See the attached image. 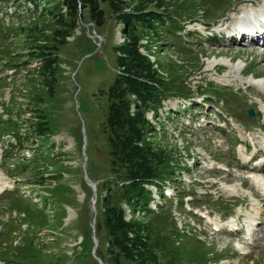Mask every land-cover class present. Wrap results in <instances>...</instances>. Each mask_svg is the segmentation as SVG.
<instances>
[{"label": "rangeland", "instance_id": "374dc122", "mask_svg": "<svg viewBox=\"0 0 264 264\" xmlns=\"http://www.w3.org/2000/svg\"><path fill=\"white\" fill-rule=\"evenodd\" d=\"M119 1L126 13L155 10L173 14L176 34L163 36V25L155 24L156 30L141 38L140 50L149 53L150 61L158 57L165 68L172 61L181 64L183 73H172L168 86L189 94V98L170 94L156 118L152 110L146 112L155 129L150 135L152 146L172 149L181 166L175 181L161 189L165 202L158 191L153 194L150 208L162 206L160 216L151 217L153 224L161 234L171 231L174 221L180 229L183 225L191 228L200 241L192 235L186 241L199 252L212 253L209 264H264V190L254 179L264 178V87L257 84L258 78H264V33L257 35L246 27L239 32L241 40L239 34H230L241 14L263 12L264 0ZM56 2L63 0H0V116L17 121L20 137L27 134V139H20L22 145L9 128L0 138V188L4 185L0 189V264H19L13 259L26 241H32L36 251L41 249L38 256L24 252L26 261L32 258L30 264H56L58 259L59 264H88L86 255H80L84 253L82 235L86 229L94 231L93 217L98 211L84 173L87 175L88 155L98 171L107 168L108 148L101 128L106 99L99 90L109 87L111 70L115 74L118 69L113 48L123 41L122 23L106 10V4L101 5L106 12L101 27L93 28L88 19L84 33L75 29L65 36L64 47L52 51L50 58L59 63L60 75L52 78L51 73L37 72L29 79L31 71L41 68L48 58L31 57L35 43L31 38L25 40L24 31L43 30L47 38L42 42L62 39L64 29L55 25L46 9ZM67 10L63 7L62 12ZM12 26L20 30L18 36ZM85 37L96 42L97 48H90ZM106 59L113 62L111 68ZM161 75L167 77L166 72ZM31 85L36 89L30 90ZM44 91L48 100L41 101L37 95L42 97ZM38 107L46 110L55 127L48 138L33 130ZM247 108L254 109V118L246 116ZM196 121L200 125L193 124ZM78 128L82 144L73 136ZM245 145L249 147L246 153ZM105 175L99 172L87 177L96 187ZM184 189L191 196L183 197L181 208H176L177 195ZM121 207L129 219L131 212L124 204ZM38 210L50 217L42 222ZM51 215L61 220L54 223ZM249 215L255 235L246 242ZM140 216L134 213V217ZM214 222L233 226L242 236L221 233L220 226L221 230H214ZM97 246L98 241L94 250ZM99 260L94 258L91 264H102Z\"/></svg>", "mask_w": 264, "mask_h": 264}, {"label": "trees", "instance_id": "16d2710c", "mask_svg": "<svg viewBox=\"0 0 264 264\" xmlns=\"http://www.w3.org/2000/svg\"><path fill=\"white\" fill-rule=\"evenodd\" d=\"M32 1L36 2V0ZM163 1L159 0V4H164ZM120 3L119 0H63L61 3L56 2L52 7L47 6L46 9L49 8V14L55 18V25L64 29L65 33L61 32L62 39L53 38L42 42L47 38L43 30L34 28V31L32 29L26 33L24 31L27 36L25 40L29 41L31 38L35 43L31 57L48 58V60H44L41 68L35 72L31 71L32 74L29 79L35 77L34 74L37 72L51 73L53 74L51 75L52 78L54 75H60L59 63L50 58L52 51L57 50L58 46L64 47L67 44L66 35H72L77 28L80 31L85 29L84 24L87 23L88 19L93 21V28L101 27L106 13L101 5L106 4L108 7L106 10H109L111 14H116V18L122 23L120 30L123 38V41L113 48L118 69L115 74L114 70H111L112 76L109 87L99 90V94L106 99V116L101 128L106 135L108 148L107 168L104 171H98L94 167L93 161H90L89 155V163L87 162L86 166V172L90 178L93 173H106L102 181L96 185L97 200L95 207L98 212L95 216L94 236L97 238L98 246L94 253L102 264H209L211 260L209 255L211 254L212 257V253L208 251L199 252L195 245L186 241V236L190 237L191 235L195 240L200 241L197 236L198 233H193L191 228H185L184 225L180 229L174 221L173 229L161 234L156 229L157 226L153 224L151 217L156 220L160 216L162 206H158L157 210H152L149 207V203L153 200L150 186H154L159 195H162V187L170 181H175V176L181 171V166L179 162H176L177 158L174 159L172 149L152 146L150 135L155 132V129L146 117V112L152 110V116L154 115L156 118L157 110L162 107V102L170 94L182 98H187L189 94L183 90L171 89L168 86L172 73L181 76L183 73L182 65L172 61L170 66L165 68L163 62L157 61L158 57L155 61H150L149 53H143L140 50V41L143 36H148L152 30H156L155 24L163 25L161 33L163 36L176 34L173 27L175 24V21L172 20L173 14L166 15L155 10L126 13L121 10ZM63 7L68 9L65 14L62 12ZM138 8L141 6L139 5ZM3 28L4 31L9 30L8 27ZM12 28L14 35L18 36L20 30H16L14 26ZM85 39L89 40L87 37ZM89 41L90 48L96 49L97 43ZM1 53L3 51L0 49V56ZM105 62L107 68L113 66L111 59H106ZM162 71L167 73V77L164 78L161 75ZM28 72L27 70L26 73ZM47 88L51 89L50 87ZM31 89L36 88L31 85ZM45 93L46 91L42 97L36 95L41 101H46L48 99ZM205 94L210 96L209 93ZM37 109H39L37 111L38 120L34 123L33 130L37 134H43L44 138H48L55 132V127L51 124L52 120L47 115L46 110L39 107ZM0 121V138L9 128L16 136L17 144L22 145L23 141L21 142L20 139H27V134L25 137H20L17 121L9 118L3 120L1 116ZM31 131V129L28 131L29 134ZM73 136L82 144L81 128H78V132ZM40 147L45 152L49 150L45 146ZM44 154L47 156V153ZM52 160L53 158L50 156V161L52 162ZM65 188L69 189L68 187ZM88 190L91 197L92 190L89 188ZM102 190H104V196L101 195ZM187 192L189 191L184 189L181 194H178L176 208H181L182 198ZM162 198L165 199L164 196ZM122 204L132 214L129 219L125 218ZM37 212L40 214L38 216L40 220L44 222L42 218L48 214L45 215L39 210ZM136 212L141 213V216L134 217ZM144 217L150 219L145 221L143 220ZM51 218L54 217L51 215ZM60 220L61 218L56 217L54 223ZM82 237L84 253L80 255H86L88 264H91L94 260L91 255L94 246L92 230L86 229ZM31 242L26 241L18 248L19 253L13 259L16 263L30 264L32 258L29 262L26 261L24 255L26 251L32 256L41 254V249L36 251ZM187 249L192 250L189 252ZM215 258L213 257V260ZM60 262L61 260H56V264Z\"/></svg>", "mask_w": 264, "mask_h": 264}, {"label": "bare ground", "instance_id": "6f19581e", "mask_svg": "<svg viewBox=\"0 0 264 264\" xmlns=\"http://www.w3.org/2000/svg\"><path fill=\"white\" fill-rule=\"evenodd\" d=\"M146 43V42H145ZM259 80L257 81V84L258 85H260L261 87H264V78H258ZM256 84V85H257ZM260 154V153H259ZM259 154H257V155H254V156H252L253 158H257L258 156H259ZM254 179H256V186H258L260 189H263L264 190V178H262V179H257V178H254ZM2 187H4V185L2 186ZM0 188L1 189V191L3 190V188ZM232 188V187H231ZM228 190V189H227ZM237 190V189H236ZM228 192V191H227ZM237 193V192H236ZM232 195V194H231ZM233 195H234V192H233ZM238 195V194H237ZM256 198H259V196H257ZM250 220H249V222L248 223H246V233H245V235H244V237H245V240H246V242L250 239V238H252L253 237V235H255L254 234V231H255V228H254V225H255V223H253V220L251 219L252 218V216H247ZM215 223V222H214ZM215 225L216 226H220V228L221 229H223V230H221V229H219V230H221L220 232L221 233H225V231H227V232H233V234L231 235V236H233V237H240V236H242L241 234H239V233H236L237 231H239V229H235L233 226H231V228H229V226H227V225H224V224H219V223H215ZM225 228H227V229H225ZM234 231H236L235 233H234ZM248 242H250V240L248 241ZM240 245V244H239ZM243 253V252H242Z\"/></svg>", "mask_w": 264, "mask_h": 264}, {"label": "water", "instance_id": "95a60500", "mask_svg": "<svg viewBox=\"0 0 264 264\" xmlns=\"http://www.w3.org/2000/svg\"><path fill=\"white\" fill-rule=\"evenodd\" d=\"M223 14L224 13H222V16H223ZM245 113H246V115L249 118H253L255 116V111L252 108L245 109ZM84 140H85V137H84ZM84 180H85L86 184L89 187H91V189H92V196L95 197L96 196V187H95V184L93 182H91V180L88 179V177H87V175L85 173H84ZM94 222H95V217H93V224H94ZM92 234H94V231H92ZM93 240H94V246H95L96 243H97V240H96L95 237H93ZM94 252H95V250L93 248L91 255L93 256V258L99 260V258L96 257V255H95ZM99 262L101 263V260H99Z\"/></svg>", "mask_w": 264, "mask_h": 264}]
</instances>
